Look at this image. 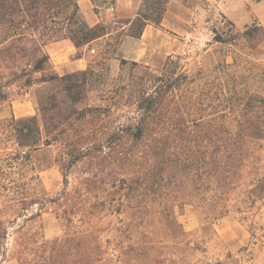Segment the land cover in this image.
I'll use <instances>...</instances> for the list:
<instances>
[{
    "label": "rangeland",
    "instance_id": "1",
    "mask_svg": "<svg viewBox=\"0 0 264 264\" xmlns=\"http://www.w3.org/2000/svg\"><path fill=\"white\" fill-rule=\"evenodd\" d=\"M174 1L193 11L170 6ZM96 5L113 34L72 57H85L86 69L58 73L47 46L61 40L51 39L44 47L50 66L43 75L73 77L31 86L14 82L0 102V219L9 233L0 264H24L16 246L20 239L38 246L65 237L70 230L62 217H77L82 229L86 225L79 219L88 217L107 251L99 264H264V140L240 187L229 191L227 214L210 217L220 192L212 165L201 164L196 203L183 200L182 183L173 173L159 176L164 192L154 194L150 142L116 136L118 127L144 118L136 99L160 86L167 91L162 99L167 119L184 127L182 153L194 146L211 161L220 136L232 138L234 127L245 123L264 125V104L249 101L264 98V0H144L134 14L114 10L111 0H95ZM143 11L163 12L158 27H167L138 58L137 47L124 48L131 27L125 24ZM80 18L87 24L81 10ZM11 30L7 26L0 34ZM8 74L0 59L3 84L11 79ZM48 95L58 105L48 114L56 137L50 144L39 106ZM16 101L34 113L17 118ZM33 117L29 126L41 134L29 142L36 146L23 147L20 122ZM45 196L56 202L41 210ZM40 255L31 253L32 264H86L83 255L78 263H44Z\"/></svg>",
    "mask_w": 264,
    "mask_h": 264
},
{
    "label": "trees",
    "instance_id": "2",
    "mask_svg": "<svg viewBox=\"0 0 264 264\" xmlns=\"http://www.w3.org/2000/svg\"><path fill=\"white\" fill-rule=\"evenodd\" d=\"M79 1L0 0V31L7 26L12 27L11 31L4 35L0 34V40H2L0 59L5 64L6 69L9 71L8 75L11 78L6 84L0 81V102L7 99L5 89L14 82L23 80L25 86H31L36 82H67L73 77L71 75L60 77L57 74L43 75L50 66V59L44 52V47L51 39H70L76 47L80 48L111 33L108 31L107 26L102 23L94 27L86 24L80 18ZM145 1L147 2L148 0ZM92 2L95 5V0H92ZM111 5L115 6V0H111ZM97 8L98 6L96 5L95 10ZM153 15L156 16L153 17ZM162 16L163 12L151 14L143 11L139 13L134 21H129L125 24H130L131 26L125 35L132 38H140L145 26L148 24L160 25ZM63 32H65V35H62ZM5 43L7 45L4 46L3 44ZM35 74H42V76L36 78L34 77ZM166 93L167 91L160 86L158 90L151 94H141L136 99V108L142 113L141 115L144 118H141L135 125L118 127L116 136L120 140L123 137L122 135L126 133L133 138H137L139 142H150L154 194L164 192L162 191L164 189V186H162L163 178L159 176L173 173L182 183L180 192L183 195V200L190 201L191 199L196 203L194 198L197 197L196 191L198 189L195 186V182L199 177V170L202 168L201 164H205L206 167L212 165V170H215L213 172H215L220 184V192L218 196L219 202L209 216L224 217L228 212L226 201L229 191L240 187L245 169L249 165L254 166L253 157L255 156L257 143L264 140V125L245 123L234 127L235 135L232 138L224 139L220 136L216 141L217 153L211 158V161H208L207 157L200 156L195 151L196 147L194 146L190 147L192 151H189V153H182L180 136H182L184 127L181 124L170 123L171 119H167V114L163 112L162 99ZM249 101L264 104V98L256 96H250ZM39 106L45 121L46 144H50L51 141H56V137L50 129V122H48V114L57 111L58 105L55 96H46L42 101L40 100ZM50 119L52 118L50 117ZM35 120L36 117H33L20 122L22 126L19 130V137H21V145L23 147L36 146V143L29 145L32 138H36L41 134L40 129H32L29 126V123ZM229 133L234 134L230 130ZM192 142L195 141L192 140ZM84 150L83 147L78 152H75L82 155ZM74 155L76 154L73 153L72 156ZM26 158L28 159L29 155ZM52 202L56 201L46 196L43 197L40 200L41 210ZM62 218L70 230L65 237L43 242L38 246H34L36 242L32 243L29 240L20 239V241H17L16 246L20 248L18 250V258L22 263H34L36 259L30 258L33 252L41 253L39 258L44 263H78L80 261L77 259L79 255H83V261L86 264H99L104 260L107 251L104 249L102 239L95 227L90 225L88 217H80L79 219L83 226L86 225L85 229L75 224L77 217ZM27 220H30V218ZM8 235L7 222L0 219V252L5 247Z\"/></svg>",
    "mask_w": 264,
    "mask_h": 264
},
{
    "label": "crops",
    "instance_id": "3",
    "mask_svg": "<svg viewBox=\"0 0 264 264\" xmlns=\"http://www.w3.org/2000/svg\"><path fill=\"white\" fill-rule=\"evenodd\" d=\"M144 0H115V6L113 7L114 10L124 12V13H130L134 14L138 12L139 8L141 7ZM179 6V9L181 11H185L186 14H190L193 10L188 7L184 6L182 4H178L174 1V3H170V6ZM79 7L80 10L83 12V14L86 16L87 24L90 27H94L102 22H104V18L95 12V7L93 5V2L91 0H80L79 1ZM112 8V10H113ZM170 12V11H169ZM181 20H186V18L180 17ZM166 24L162 23L160 27L154 26L151 24H148L144 28V32L140 38H132L128 37L124 41V48L130 49V46L137 47V49H133L135 54H138V58L142 56V54L145 52L146 49L143 48V46L148 47L149 43L152 42L155 39H159L161 34H164L166 28ZM113 33H110L94 42H92L89 45H86L88 48L92 44H95L97 42H100L102 40L108 39L112 36ZM167 36V44L170 43V37ZM48 50H50L52 53V56L56 58V61H54V64H56V70L61 75L77 72L86 69L88 66V60L85 57H77L72 58L74 55H76L81 48H78L74 45L72 41H68L66 39L58 41L47 46ZM143 50V51H142ZM133 60H138L136 57L137 55H131ZM54 59V58H53ZM14 114L17 118H24L28 115H31L34 113V108L32 107V110L28 106L27 103L22 101H16L13 104Z\"/></svg>",
    "mask_w": 264,
    "mask_h": 264
}]
</instances>
